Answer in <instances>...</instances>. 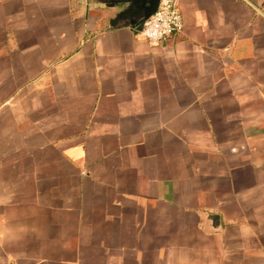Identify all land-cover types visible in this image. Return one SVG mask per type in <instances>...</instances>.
<instances>
[{
	"label": "crops",
	"instance_id": "crops-1",
	"mask_svg": "<svg viewBox=\"0 0 264 264\" xmlns=\"http://www.w3.org/2000/svg\"><path fill=\"white\" fill-rule=\"evenodd\" d=\"M134 1L0 0V264H264V0Z\"/></svg>",
	"mask_w": 264,
	"mask_h": 264
},
{
	"label": "built area",
	"instance_id": "built-area-1",
	"mask_svg": "<svg viewBox=\"0 0 264 264\" xmlns=\"http://www.w3.org/2000/svg\"><path fill=\"white\" fill-rule=\"evenodd\" d=\"M179 0H161L155 15L141 25V34L151 47H157L184 30Z\"/></svg>",
	"mask_w": 264,
	"mask_h": 264
},
{
	"label": "water",
	"instance_id": "water-1",
	"mask_svg": "<svg viewBox=\"0 0 264 264\" xmlns=\"http://www.w3.org/2000/svg\"><path fill=\"white\" fill-rule=\"evenodd\" d=\"M160 1L161 0H135L133 5L136 7V10L131 25H142L146 20L155 15L159 8ZM210 219L213 221L215 227L220 226V216L212 215L210 216Z\"/></svg>",
	"mask_w": 264,
	"mask_h": 264
}]
</instances>
